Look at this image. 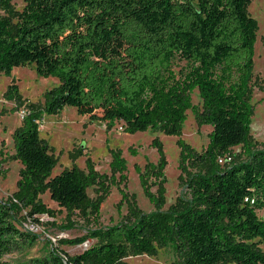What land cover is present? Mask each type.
<instances>
[{"label":"trees","instance_id":"1","mask_svg":"<svg viewBox=\"0 0 264 264\" xmlns=\"http://www.w3.org/2000/svg\"><path fill=\"white\" fill-rule=\"evenodd\" d=\"M251 1L25 0L20 10L14 0H0V73L35 64L40 75L59 80L43 102L25 99L14 78L4 94L25 114L13 135L11 158L22 164L17 189L0 199V264L38 239L23 219L56 215L45 193L69 220L79 215L95 226L59 240L87 242L82 252L52 247L23 264H129L166 247L176 254L171 264H264V147L251 135L250 103L259 23L248 12ZM176 60L185 64L177 69ZM195 89L201 105L193 103ZM67 106L109 129L123 122L128 133L153 128L179 136L183 187L176 200L165 208L166 158L155 138L161 163L139 168L155 208L130 202L122 220L100 224L101 205L118 178L126 179V165L114 151L110 173L88 158L86 170L73 164L54 174L59 157L41 137L40 122ZM188 110L212 126L202 151L181 138ZM236 146L241 152L233 154ZM227 153L233 161L220 164ZM84 154V146L71 151L73 158Z\"/></svg>","mask_w":264,"mask_h":264},{"label":"rangeland","instance_id":"2","mask_svg":"<svg viewBox=\"0 0 264 264\" xmlns=\"http://www.w3.org/2000/svg\"><path fill=\"white\" fill-rule=\"evenodd\" d=\"M17 9H22L25 0H14ZM248 12L258 20L259 29L253 54V88L250 103L253 106L251 122V135L264 147V0H252L248 5ZM185 62L176 60L178 69ZM15 79L21 94L31 102H43L45 92L58 85L56 77H45L40 75L35 64L17 66L13 69L11 76L0 73V199L7 200L17 189L19 171L22 164L11 158L15 153L14 131L22 123L25 111L23 108L15 110V102L5 100L4 94L8 85ZM193 103L201 105V96L198 89L192 93ZM123 122H116L112 129H109L104 122H92L88 116L80 115L75 107L67 106L58 115H45L40 122L41 137L45 138L53 147L59 162L54 174L64 168L76 164L81 169H87L88 158L95 164L96 169L101 173H110L112 154L120 151L126 168L123 181L118 178L119 184L111 187L110 194L101 205L100 224L106 225L118 222L128 213V204L134 202L145 212L155 208V205L145 195L140 180V170L144 172L147 165L159 166L162 155L159 148L154 145L155 138L163 144L166 164L164 174L166 176V205L168 208L182 191L179 168L182 147L179 143V136L169 135L159 129L149 128L136 133L123 131ZM210 124H199L191 110H188L187 119L182 124L181 138L191 144L196 150L202 151L210 142ZM84 146V155L76 158L71 156V151ZM241 152V147L232 148L233 154ZM158 180V179H157ZM150 187L156 192L154 178L150 180ZM92 198L96 197L95 191L89 189ZM43 202L50 208L56 210V215L51 217L44 214L36 217L40 224L38 239L27 245L23 250L7 254L4 260L10 264H23L32 258L46 257L52 247L63 248L70 255L82 252L88 243L74 246L61 244L62 238H73L85 234L87 228L94 227L79 215H73L70 220L67 211L61 209L53 201L49 193L41 196ZM23 214L26 211L22 212ZM258 214L264 218V209ZM34 219V218H33ZM25 221V219H23ZM55 238L56 241H53ZM264 250V244L262 245ZM176 259L172 247L159 250L157 255H142L127 259L129 264H171Z\"/></svg>","mask_w":264,"mask_h":264},{"label":"built area","instance_id":"3","mask_svg":"<svg viewBox=\"0 0 264 264\" xmlns=\"http://www.w3.org/2000/svg\"><path fill=\"white\" fill-rule=\"evenodd\" d=\"M232 161H233V155L231 153H227L223 156H220L218 159V162L220 164H225L227 162H232ZM38 217H40V215ZM23 226L27 230H29L30 232L35 233V234L39 233V231L41 230L40 224L37 223L32 217H27L26 220L23 222ZM52 239H53V241H56L55 238H52Z\"/></svg>","mask_w":264,"mask_h":264}]
</instances>
